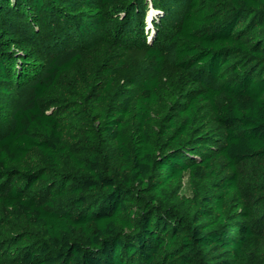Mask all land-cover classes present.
Returning <instances> with one entry per match:
<instances>
[{"label": "trees", "instance_id": "trees-1", "mask_svg": "<svg viewBox=\"0 0 264 264\" xmlns=\"http://www.w3.org/2000/svg\"><path fill=\"white\" fill-rule=\"evenodd\" d=\"M184 1L0 0L3 103L33 95L0 106V263L264 264V0ZM174 7L187 89L155 120L168 56L147 26ZM67 28L79 51L47 67L42 38ZM133 47L154 72L109 104ZM92 52V82L63 86ZM57 91L64 112L40 103Z\"/></svg>", "mask_w": 264, "mask_h": 264}, {"label": "rangeland", "instance_id": "rangeland-1", "mask_svg": "<svg viewBox=\"0 0 264 264\" xmlns=\"http://www.w3.org/2000/svg\"><path fill=\"white\" fill-rule=\"evenodd\" d=\"M182 5H184V0H182ZM178 7H174V10L170 15H164V13L155 14L152 20L151 26H147V32L149 33V38L155 40H160L162 45L165 47V51L168 56V62L165 68L160 72L161 76V91L157 104L152 105V112L155 120H158L162 115H164L170 107L173 106L174 100L176 98H181L186 92L185 84V72L182 67L178 64L176 45L178 44L173 40L174 34V23L178 19ZM112 12L116 19L113 29L116 30L118 26V21L122 15V11L119 8H113ZM150 14V13H149ZM150 16V15H149ZM148 16V18H149ZM154 21L158 22L155 26ZM64 30V29H63ZM68 31L64 35H60L58 30L54 38L47 36L42 38V55L47 67L50 66L52 59L58 57L61 62L69 60L76 52L79 51L80 46L78 45L77 39L73 36V30L66 29ZM114 53V52H113ZM103 57L99 56L97 53H88V60L84 62L83 65L79 66L77 69L71 70L70 74L63 76L61 84L65 87H74L76 85L75 79L80 78L81 81H84L86 84L92 82V77L96 71L99 69ZM154 72L153 65L146 59L145 49L133 47L130 48L126 57V68L120 76L118 77L114 90L108 95V103L112 105L119 104L123 101L124 93L127 92V88L131 84L130 78L134 79H143ZM61 96V92L57 91L52 93L49 97L40 99V103L43 108L48 111L56 110L59 112H64V109L59 110L57 107L58 97ZM5 99L4 95L0 94V106L5 104L9 109H14L18 105L28 104L32 99V91L29 85L19 86L14 94L11 97L10 103H3ZM111 102V103H110ZM113 102V103H112ZM81 107L87 109V105H80ZM3 108L0 107V132L6 127V124L3 122L2 114ZM131 127H134V123H131ZM40 155L38 152L34 151L31 154V157L21 165L19 168L23 169L26 165H35L39 163ZM38 190L43 194L46 192L45 183H41L38 187ZM185 193H190L191 188L188 178L185 181L183 188ZM67 200L62 199L61 203H65ZM66 207V205L64 206ZM0 209V217H1ZM9 231H11L9 226L0 225V239L5 236ZM1 242V240H0ZM2 244L0 243V248ZM1 251V250H0ZM0 264H14L10 261L2 262Z\"/></svg>", "mask_w": 264, "mask_h": 264}]
</instances>
